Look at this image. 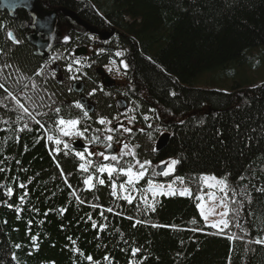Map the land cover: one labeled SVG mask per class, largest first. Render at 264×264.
I'll list each match as a JSON object with an SVG mask.
<instances>
[{
	"label": "trees",
	"instance_id": "trees-1",
	"mask_svg": "<svg viewBox=\"0 0 264 264\" xmlns=\"http://www.w3.org/2000/svg\"><path fill=\"white\" fill-rule=\"evenodd\" d=\"M40 1L114 33L94 60H77L70 52L92 37L72 31L55 71L26 42L30 16L0 12V264H264V82L247 76L264 67V0ZM122 61L129 78L102 89L96 69L123 72ZM207 75L227 91L199 87ZM75 81L89 113L76 107ZM60 119L78 121L91 155L72 148ZM109 146L117 161L99 154ZM100 166L144 176L129 184ZM203 175L225 181L222 230L198 214ZM156 187L190 194L153 196Z\"/></svg>",
	"mask_w": 264,
	"mask_h": 264
},
{
	"label": "water",
	"instance_id": "water-1",
	"mask_svg": "<svg viewBox=\"0 0 264 264\" xmlns=\"http://www.w3.org/2000/svg\"><path fill=\"white\" fill-rule=\"evenodd\" d=\"M2 11L10 14H15L16 12L21 11L31 15L33 19L31 27H33V30L27 37V43L39 51L42 58L46 57V54L44 53L47 46L46 37L51 35L56 29L59 13L64 18L69 19L76 26L81 27L84 33L96 37L99 42H105L109 40L114 33V30L106 32L105 30H99L98 28L91 26L66 8L60 7L46 9L39 0H0V12ZM84 54L85 52L83 49H76L74 51V56L76 57L83 56ZM97 74L101 77V82L104 87L108 88L114 84L102 69H97ZM80 88V84H75L73 86V91L79 93ZM80 102L85 107L87 112L91 111V106L87 105L85 99H81ZM168 141L169 135L167 133L160 135L155 142V152H161L167 146ZM72 147L76 151H81L84 149V145L80 141L74 142ZM102 153L105 156H112L116 153V151L114 148L111 151H103ZM164 170L165 166H161L157 168L156 174L161 175Z\"/></svg>",
	"mask_w": 264,
	"mask_h": 264
},
{
	"label": "flooded vegetation",
	"instance_id": "flooded-vegetation-1",
	"mask_svg": "<svg viewBox=\"0 0 264 264\" xmlns=\"http://www.w3.org/2000/svg\"><path fill=\"white\" fill-rule=\"evenodd\" d=\"M42 2V1H41ZM42 4L44 5V7L45 8H47V9H53V8H60V7H51L47 2H42ZM70 12H72V13H74L76 16H78V18H80V16L78 15V13H76V12H73V11H70ZM17 13V12H16ZM16 13L15 14H12V15H16ZM29 15V14H28ZM30 16V15H29ZM81 19V18H80ZM82 20V19H81ZM84 21V20H83ZM33 22V19L31 18V16H30V23H29V25H28V34L29 33H31L32 32V30H33V27H31V23ZM74 32L76 35H78L79 33H81V34H84V32H83V29L81 28V27H78V26H76L75 24H73L69 19H67V18H64L60 13L58 14V20H57V27H56V29L54 30V32L51 34V35H49V36H47L46 37V39H47V46H46V48H45V52L47 53V56L45 57V58H42L41 57V53L39 52V51H37L34 47H32L31 45V47L34 49V53L37 55V56H39L40 58H41V60L42 61H45L46 62V60L47 59H49L48 61H50V63L52 64V66H53V68H54V70L56 71V68H55V66L56 65H54V63H57V64H59V62H58V58H61L60 57V54H59V49H58V47H59V45H62V44H65L66 42L68 43L69 42V37H70V33L71 32ZM27 34V35H28ZM59 35H61V37H65V40H63V41H60L61 40V38L59 37ZM88 35V34H87ZM90 37H92V36H90ZM108 41V40H107ZM106 42V41H105ZM105 42H98V39L96 38V37H92V41L87 45V46H81V47H79V48H75L74 50H73V52L71 51L70 52V55L72 56V58L73 59H77V60H81L82 58H84V59H88V60H94L95 59V54L98 52V51H100V52H103V51H105V50H107L108 49V47H106V46H104V43ZM76 49H83L84 50V52H85V54L83 55V56H80V57H76V56H74V51L76 50ZM91 53V54H90ZM109 60V59H108ZM112 60V59H111ZM111 60H109V61H111ZM108 64L110 63V62H107ZM114 63V62H113ZM124 65H125V63L122 61V62H119V64H117V66H118V68L119 67H122V69H123V72H117V73H115V72H113L112 70H114L115 71V66H112V65H106V66H104V67H102V68H97V69H103V71H104V73L110 78V80H112V82L114 83L111 87H104L103 85H102V82H101V77L99 76V78H100V86L102 87V89H111V88H113L114 86H115V84H116V81L117 80H122V83L124 82V81H126V80H124L125 78H129V73L126 71V68L124 67ZM46 68H47V63H46ZM80 68H81V66L79 65V67L76 69L77 71H80ZM97 69H96V73H97ZM122 71V70H121ZM56 77H59V75L57 74L56 75ZM75 84H80L81 85V88H80V92L79 93H76V92H74V93H76L78 96H79V99L81 100V99H85V101H86V103H87V105L89 104L88 102H87V100H89L88 98L89 97H91V95H88V96H81V92L83 91V88H84V85L79 81V82H74L72 85H71V88H72V90H73V86L75 85ZM124 86H126L127 87V89H129L130 88V86H129V82L128 83H126ZM78 99V100H79ZM80 100H79V104H80V106H81V108L82 109H84L85 107H82L83 105L81 104V102H80ZM86 110V109H85ZM91 111H92V107H91ZM90 111V112H91ZM66 125L67 124H64V130H65V132L67 131V129H66ZM123 127H126L127 128V126L125 125V123L124 122H120V123H118V124H116L115 126H113V129L114 130H116L117 128L118 129H120V128H123ZM75 129V128H74ZM73 134L69 137V138H71L70 140H69V142H70V144L72 145V143H74V142H76V141H80V142H82L83 143V145H84V149L83 150H81L80 152L82 153V152H84V153H86V154H88V153H91V147H90V145L89 144H87V138L85 137V136H83V135H80V133L79 132H77L76 130H74V132H72ZM68 136V135H67ZM110 142V141H109ZM85 149H87V151H85ZM114 148H112L111 150H113ZM110 150V151H111ZM159 165H163V163L162 162H159V163H157V165H156V167L157 166H159ZM163 176H165L166 174H165V171L163 172V174H162Z\"/></svg>",
	"mask_w": 264,
	"mask_h": 264
},
{
	"label": "rangeland",
	"instance_id": "rangeland-1",
	"mask_svg": "<svg viewBox=\"0 0 264 264\" xmlns=\"http://www.w3.org/2000/svg\"><path fill=\"white\" fill-rule=\"evenodd\" d=\"M60 41L65 40V37H61ZM66 41V40H65ZM242 75L238 76L235 78L236 82L240 81L241 79H245V75L241 77ZM248 79L252 81V83H260L264 82V67L258 70H252L251 72L249 71L248 74ZM209 83H212L213 89L221 90V91H227V86L223 85L221 81H217L213 78H210V76H205L201 78L198 82V86L203 88L205 87V84L208 86ZM207 88V87H206ZM66 129L69 134L68 137H70L74 132V128L66 125ZM113 146H109L108 149L111 150ZM174 165L171 164V162L165 167V173H171ZM202 177H206L208 179L202 180L201 184L203 186V191L201 193L197 194V211L202 219L203 223L206 226H209L211 228H214L216 230H222L226 228L224 226V223L222 221H226V216L223 215V213L227 212L226 210V197H227V188L224 185L220 184L219 181L221 179H211L213 178L212 176L208 175H203ZM153 191H151V194L153 196H160V195H179V196H188L189 189L186 187H179V188H171V187H166V188H161V187H156L152 188ZM186 190V191H185ZM201 211L204 212V216L201 215ZM217 224L218 227H212L211 225Z\"/></svg>",
	"mask_w": 264,
	"mask_h": 264
},
{
	"label": "snow or ice",
	"instance_id": "snow-or-ice-1",
	"mask_svg": "<svg viewBox=\"0 0 264 264\" xmlns=\"http://www.w3.org/2000/svg\"><path fill=\"white\" fill-rule=\"evenodd\" d=\"M9 38L11 39V33H9ZM124 67L126 68L127 66L124 65ZM0 87H2V85H0ZM21 107H23V105H21ZM76 107L79 108V107H80V104H76ZM25 111H27V110L25 109ZM57 112H59V109H57ZM85 114H86V113H85ZM57 123H58L59 125L67 124V125H69V126L75 128V126L78 124V121H76V120L65 121V120H63V119H60ZM99 123L103 125V124H105V121H104L103 119H101V120L99 121ZM108 131H114V130H113V129H108ZM126 131H128V130L126 129ZM63 134H64V135H68L69 133H68V132H64ZM49 139H52V137H49ZM106 139L109 140V141H111V140L113 139V137L109 135V136L106 137ZM56 143L59 144L60 141L57 140ZM125 147H127V146H125ZM85 151H87V149H85ZM99 154H100V155H104L103 153H99ZM77 155H78V156H82L81 153H77ZM89 155H91V154L89 153ZM105 159L107 160L108 157L105 156ZM111 159H112L113 161H117V157H116V156H112ZM138 163H139V162H138ZM146 163H148V162L146 161V162H144L143 164H140V168L143 169V168H144V164H146ZM176 163H177V161H175V160L171 161V164H172V165H175ZM80 168L83 169L84 171H87V169L84 167L83 164L80 165ZM98 171L101 172V173L107 171L109 177H111L112 174H113L114 172L119 171V172H121L122 174L128 176V181H127V183H129V184H131V183L133 182V176H134V175L137 176V177H143V176H144V171H140V172H138V173H133V169H132L131 167H129V168L126 169V170L123 169V168L117 170L116 168L111 167V166H100V167L98 168ZM165 174L167 175V173H165ZM201 179H202V180H206V179H208V178H206V177H201ZM211 179H215V178L213 177V178H211ZM91 180H92V177L89 176L87 179L84 180V183H85L86 185H89L90 182H91ZM99 183H100V184H103L104 181H103V180H100ZM149 183H151V182H149ZM219 183L222 184V185H224V184H225V181L221 180V181H219ZM225 186H226V185H225ZM115 187H116V185L113 184V189H115ZM119 187H120L121 191L124 190V184H121ZM185 191H186V190H185ZM9 192L11 193V190H9ZM112 194H113V195H116L115 191H113ZM124 198L127 199L129 203H131V199H132V198H131L130 196H125ZM109 211H111V209H109ZM201 215L204 216V212H203V211H201ZM223 215L226 216V215H227V212L223 213ZM193 223H195V221H193ZM222 223H224V226H225V227L228 226L227 221H222ZM211 226H212V227H218L217 224H213V225H211ZM256 242H257V243H264V241H256ZM88 259L91 260V257H89ZM106 259H107V258H106Z\"/></svg>",
	"mask_w": 264,
	"mask_h": 264
},
{
	"label": "bare ground",
	"instance_id": "bare-ground-1",
	"mask_svg": "<svg viewBox=\"0 0 264 264\" xmlns=\"http://www.w3.org/2000/svg\"><path fill=\"white\" fill-rule=\"evenodd\" d=\"M44 53L46 54V56H47V53L44 51ZM69 78V77H68ZM92 107V106H91ZM99 131V130H98ZM76 151V150H75ZM77 152H79V151H77Z\"/></svg>",
	"mask_w": 264,
	"mask_h": 264
}]
</instances>
